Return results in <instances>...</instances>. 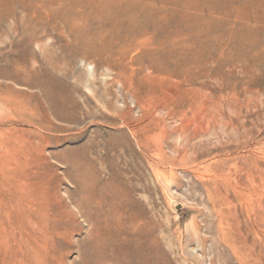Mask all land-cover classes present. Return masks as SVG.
<instances>
[{
	"label": "rangeland",
	"instance_id": "obj_1",
	"mask_svg": "<svg viewBox=\"0 0 264 264\" xmlns=\"http://www.w3.org/2000/svg\"><path fill=\"white\" fill-rule=\"evenodd\" d=\"M0 161V264H264V0H0Z\"/></svg>",
	"mask_w": 264,
	"mask_h": 264
},
{
	"label": "bare ground",
	"instance_id": "obj_2",
	"mask_svg": "<svg viewBox=\"0 0 264 264\" xmlns=\"http://www.w3.org/2000/svg\"><path fill=\"white\" fill-rule=\"evenodd\" d=\"M137 23H139V22H137ZM121 71L124 74V76H126V77L127 76L128 77H130V76L132 77L134 75V73H132V74L130 73L129 74L127 72V70H121ZM62 114H64V113H62ZM149 115H150V113H149ZM184 117L185 116H183L182 118L184 119ZM146 118H147V116H146ZM45 119H47L46 121H49L48 123H50L51 120H50V118L48 116ZM42 125H45V124H42ZM39 127H41V126H39ZM134 128H136V126ZM50 129H52V128H50ZM133 130H135V129H133ZM136 130L138 131L139 128H136ZM7 151H9V150H7ZM0 162H2V161H0ZM7 162L6 163L5 162L2 163V166L0 165V175L2 177H5L6 182H7L6 185H7V188H8V190L10 192L13 193L15 187H16V189H18V190L21 189L24 192L25 191H30L31 192V190L36 188V186H35L36 184H34L32 182L28 183V182L23 181V176L24 177L33 178L34 177V172L37 174L36 171H34V172L33 171H29V175L28 176L27 175H21L24 172L25 167H26V166H24V163H22L20 161L19 162H15V163L9 162L10 165L9 166H5L4 164L7 165ZM26 172H27V170H26ZM39 181H41V180H39ZM20 192H22V191H20ZM25 199H26L25 197L24 198L23 197L22 198L18 197V203L15 206H11L12 208L8 207V211H7L8 215L10 216V222H14V224L10 225V227H11V229H10L11 232L10 233L13 232V234H11V235H13V240L11 239V242H8L7 248L8 249L10 248L12 250L11 252H13V256L16 258V260H17V262L19 264H25L26 257H28V256L34 258V260L36 259L39 262V259L42 256H44V254L47 252L48 244H49V241H50L49 229L46 230V228H45L46 226H47V228L49 226L47 225V223L45 225L42 224L41 219L39 218V216L42 215L41 214V209H42L41 206H39L36 198H34L33 196H31V198H29L27 200V202L25 201ZM14 217H15V219L17 218V220H14ZM5 228H7V227H5ZM40 230H42V231H40ZM2 231L3 230L0 227V237H2L1 235L3 233H5V232L2 233ZM25 235H27V236H25ZM4 237H5V235H4ZM4 243L5 242H3V240H1V238H0V254L2 252V247H4Z\"/></svg>",
	"mask_w": 264,
	"mask_h": 264
}]
</instances>
